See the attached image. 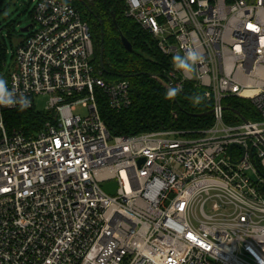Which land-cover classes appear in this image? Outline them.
Segmentation results:
<instances>
[{
  "label": "built area",
  "instance_id": "1",
  "mask_svg": "<svg viewBox=\"0 0 264 264\" xmlns=\"http://www.w3.org/2000/svg\"><path fill=\"white\" fill-rule=\"evenodd\" d=\"M72 2L36 0L13 67L0 69L24 110L48 117L33 134L10 132L5 114L20 109L0 105V264H264V0H126L170 60L153 77L167 90L192 84L212 105V127L192 137L111 135L96 89L120 113L130 83L102 79ZM190 47L202 59L187 78L174 57ZM230 98L262 120L228 124Z\"/></svg>",
  "mask_w": 264,
  "mask_h": 264
},
{
  "label": "trees",
  "instance_id": "2",
  "mask_svg": "<svg viewBox=\"0 0 264 264\" xmlns=\"http://www.w3.org/2000/svg\"><path fill=\"white\" fill-rule=\"evenodd\" d=\"M72 4L90 27L95 52L94 64L102 71V79L106 83H130L132 105L120 113L111 111L102 90L96 89L101 117L112 136H136L174 130L192 137L212 127V115L199 117L212 110L203 90L186 84L176 99L166 98L167 89L153 76H163L170 68V60L161 53L153 37L126 16V0H73ZM120 33L132 44L133 51L123 46ZM102 48L104 68L101 66ZM196 95L201 98L198 104L194 101ZM225 106L238 111L249 121L262 120L249 101L230 98L225 100ZM47 120L46 115L35 110H17L5 114V123L10 132L17 129L33 134ZM226 122L231 125L242 123L229 110L226 112ZM262 194L264 196V185Z\"/></svg>",
  "mask_w": 264,
  "mask_h": 264
},
{
  "label": "rangeland",
  "instance_id": "3",
  "mask_svg": "<svg viewBox=\"0 0 264 264\" xmlns=\"http://www.w3.org/2000/svg\"><path fill=\"white\" fill-rule=\"evenodd\" d=\"M35 5L36 0H0V69L4 72L13 67L12 54L17 45L29 35L22 30L34 24ZM3 52L6 54L5 58L2 57ZM36 104L37 109L44 112L49 106V96L39 97ZM77 114L86 116L87 111L79 106Z\"/></svg>",
  "mask_w": 264,
  "mask_h": 264
},
{
  "label": "clouds",
  "instance_id": "4",
  "mask_svg": "<svg viewBox=\"0 0 264 264\" xmlns=\"http://www.w3.org/2000/svg\"><path fill=\"white\" fill-rule=\"evenodd\" d=\"M133 7L138 6L137 0H130ZM202 59V54L196 48H188L183 56L174 57L175 67L182 70L187 78H191V75L195 71V64ZM182 91L179 87L169 88L166 93V98L172 99L176 97ZM200 96L194 97L195 103H200ZM0 105L6 106H18L22 111L30 107V100L24 96H17L14 92L9 91L7 88V82L3 78H0Z\"/></svg>",
  "mask_w": 264,
  "mask_h": 264
},
{
  "label": "water",
  "instance_id": "5",
  "mask_svg": "<svg viewBox=\"0 0 264 264\" xmlns=\"http://www.w3.org/2000/svg\"><path fill=\"white\" fill-rule=\"evenodd\" d=\"M31 26H28L26 27L25 29L22 30L23 33L25 32H28L29 29H30ZM120 37H121V42L123 44V46L126 48V50L128 51H133V46L132 44L128 41V39L122 34L120 33ZM103 53H104V49L102 48L101 49V54H102V58H101V66L102 68H104V63H103ZM175 99L177 97H174ZM226 110H229L231 112H233L234 114H236L242 121L246 122V119L236 110H232V109H226ZM212 112H209L207 114H204V115H200L199 117H203V116H208V115H211ZM116 188H117V185L116 184H108L104 187V190L111 194V195H114L115 194V191H116Z\"/></svg>",
  "mask_w": 264,
  "mask_h": 264
}]
</instances>
